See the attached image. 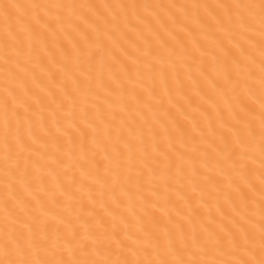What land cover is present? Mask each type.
<instances>
[{"label": "bare ground", "instance_id": "6f19581e", "mask_svg": "<svg viewBox=\"0 0 264 264\" xmlns=\"http://www.w3.org/2000/svg\"><path fill=\"white\" fill-rule=\"evenodd\" d=\"M259 4L0 0V261H259Z\"/></svg>", "mask_w": 264, "mask_h": 264}, {"label": "snow or ice", "instance_id": "6c2138e0", "mask_svg": "<svg viewBox=\"0 0 264 264\" xmlns=\"http://www.w3.org/2000/svg\"><path fill=\"white\" fill-rule=\"evenodd\" d=\"M242 5H236V7H241ZM35 7L39 8L40 5H35ZM44 7H48L45 5ZM52 7H62V5L55 4L52 5ZM248 7H253V5H249ZM260 10H261V23L264 25V0H260L259 4ZM40 19H44L43 16L40 17ZM232 20L229 18V20L226 22V26L229 28L231 31V25H232ZM264 35V33H262ZM234 38V37H233ZM238 43V42H237ZM262 65H264V61H262ZM262 71H264V67H262ZM261 88L264 90V76L261 78ZM262 110H264V102L261 104ZM262 116V139H264V111L261 113ZM264 175V174H262ZM262 184H264V180H262ZM262 195H264V190H262ZM235 236V234H233ZM262 239V247H261V255L262 258L259 261H251V260H244L241 262V264H264V235L261 237ZM233 243H239V238L236 237L233 240ZM17 248H13V242L10 241H5L2 247V251L4 252L5 255H10L12 251H17ZM0 264H31L30 261L27 260H14V259H6L0 261ZM41 264H99V262H94V261H87V260H77V261H43ZM124 264H133L131 261H124ZM139 264H144L143 261L139 262ZM160 264H169L167 260L160 261ZM177 264H196V262H186V261H178ZM223 264H232L231 261L228 262H223Z\"/></svg>", "mask_w": 264, "mask_h": 264}]
</instances>
